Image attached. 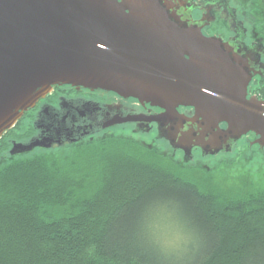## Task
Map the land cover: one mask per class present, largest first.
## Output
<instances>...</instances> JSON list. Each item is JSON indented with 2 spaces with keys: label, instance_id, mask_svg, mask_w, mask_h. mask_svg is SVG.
<instances>
[{
  "label": "trees",
  "instance_id": "obj_1",
  "mask_svg": "<svg viewBox=\"0 0 264 264\" xmlns=\"http://www.w3.org/2000/svg\"><path fill=\"white\" fill-rule=\"evenodd\" d=\"M234 3L261 5L264 40V0ZM42 150L0 161V264H264V189L223 192L116 136ZM167 199L201 231L203 250L188 258L163 251L145 225Z\"/></svg>",
  "mask_w": 264,
  "mask_h": 264
},
{
  "label": "water",
  "instance_id": "obj_2",
  "mask_svg": "<svg viewBox=\"0 0 264 264\" xmlns=\"http://www.w3.org/2000/svg\"><path fill=\"white\" fill-rule=\"evenodd\" d=\"M183 0H0V137L56 85L112 91L264 148V100L227 42L182 18ZM42 142H13L11 155ZM49 146V143L44 145Z\"/></svg>",
  "mask_w": 264,
  "mask_h": 264
},
{
  "label": "flooded vegetation",
  "instance_id": "obj_3",
  "mask_svg": "<svg viewBox=\"0 0 264 264\" xmlns=\"http://www.w3.org/2000/svg\"><path fill=\"white\" fill-rule=\"evenodd\" d=\"M183 2L182 18H188L193 25L200 27L204 35L227 42L233 49L231 53L234 51L243 58L244 69L249 75L246 96L264 100L261 29L257 32L251 27L252 23L247 24L241 18L243 14L238 13L229 0ZM177 110V115H166L160 107L112 91L56 85L15 123L12 128L17 132L15 138L9 139L7 150L10 156H14L104 136L125 138L149 148L163 145L172 155H189L191 159L216 157L232 151L240 142L261 150L256 143H251L257 137L253 132L238 138L229 136L225 133L226 123H219L218 129L208 127L195 115L193 107L179 106ZM124 131L149 136L150 141L146 143L127 137ZM14 141L43 144L11 155L9 149ZM46 143L49 146L45 147Z\"/></svg>",
  "mask_w": 264,
  "mask_h": 264
},
{
  "label": "rangeland",
  "instance_id": "obj_4",
  "mask_svg": "<svg viewBox=\"0 0 264 264\" xmlns=\"http://www.w3.org/2000/svg\"><path fill=\"white\" fill-rule=\"evenodd\" d=\"M229 1L235 8L237 7L234 3L235 0ZM258 1H260L261 4V0ZM253 7L254 5L252 4L251 8ZM236 11L243 14L241 18L244 19L247 24L252 23L251 27H254L255 31H260L261 5L257 10L241 11L236 8ZM261 44L264 46V40L262 38ZM7 133L8 131L4 134ZM116 133L120 134L119 132ZM134 133L130 134L128 131H124V135L127 137L130 136L133 139L146 143L150 141L149 136L144 137L140 133ZM11 138H15V132L13 131L6 137L8 147L10 145L9 139ZM67 144L68 143L64 146ZM134 144L140 146L137 143ZM157 147L144 148L167 160L169 159L184 169L190 168L196 170L194 171L196 177L203 180H210L214 185L222 189L223 192L242 193L256 190L261 191V189H264V149L260 150V148L256 146L251 147L246 142H240L232 151L219 154L216 157L208 156L207 158L191 159L189 155H185V157L181 154L172 155L171 151L166 146L160 145ZM18 156L19 154L17 157ZM8 157L11 156H9L8 150H6L3 157L0 155V161ZM190 217V213L179 206L178 202L171 199L164 201L159 200L156 205L150 207L147 211L145 225L149 228L153 239L161 240L163 242L162 244H167L169 246L170 251L168 252L171 256L175 258H188L192 251L203 250L204 247V243L200 236L201 231H197V225L193 224ZM161 219H164L168 224V228L163 236L157 228V224ZM177 245H179V247H177Z\"/></svg>",
  "mask_w": 264,
  "mask_h": 264
},
{
  "label": "snow or ice",
  "instance_id": "obj_5",
  "mask_svg": "<svg viewBox=\"0 0 264 264\" xmlns=\"http://www.w3.org/2000/svg\"><path fill=\"white\" fill-rule=\"evenodd\" d=\"M157 228L160 234L163 236L168 228V224L166 223L164 219H161L157 224Z\"/></svg>",
  "mask_w": 264,
  "mask_h": 264
},
{
  "label": "clouds",
  "instance_id": "obj_6",
  "mask_svg": "<svg viewBox=\"0 0 264 264\" xmlns=\"http://www.w3.org/2000/svg\"><path fill=\"white\" fill-rule=\"evenodd\" d=\"M177 247H179V245H177ZM163 251H165V252L170 251V248H169V246H168L167 244H165V245L163 246Z\"/></svg>",
  "mask_w": 264,
  "mask_h": 264
}]
</instances>
